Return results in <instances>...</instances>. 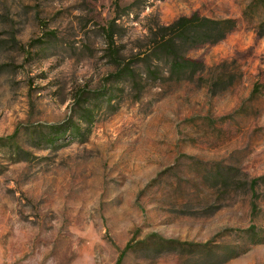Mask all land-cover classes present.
<instances>
[{
  "label": "rangeland",
  "instance_id": "obj_1",
  "mask_svg": "<svg viewBox=\"0 0 264 264\" xmlns=\"http://www.w3.org/2000/svg\"><path fill=\"white\" fill-rule=\"evenodd\" d=\"M0 264H264V0H0Z\"/></svg>",
  "mask_w": 264,
  "mask_h": 264
},
{
  "label": "trees",
  "instance_id": "obj_2",
  "mask_svg": "<svg viewBox=\"0 0 264 264\" xmlns=\"http://www.w3.org/2000/svg\"><path fill=\"white\" fill-rule=\"evenodd\" d=\"M233 26L234 22L227 19L218 20L201 17L197 14L189 17H181L164 28L165 31H168L167 37L164 38L163 36L165 35H162V37L155 40L153 50H158L166 56H171L172 68L178 70L183 69L192 62L187 59H178L175 56L174 45L176 39H181L186 34L194 32L200 42H215L222 39ZM125 69L126 67L123 70ZM123 252L118 257L119 261Z\"/></svg>",
  "mask_w": 264,
  "mask_h": 264
}]
</instances>
